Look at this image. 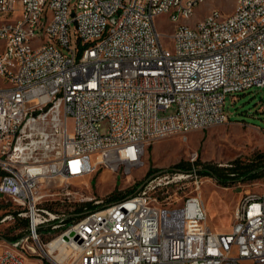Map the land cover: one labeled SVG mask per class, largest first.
Wrapping results in <instances>:
<instances>
[{"label": "built area", "instance_id": "built-area-1", "mask_svg": "<svg viewBox=\"0 0 264 264\" xmlns=\"http://www.w3.org/2000/svg\"><path fill=\"white\" fill-rule=\"evenodd\" d=\"M190 1L178 13H194ZM71 2L0 0V20L14 19L0 29V194L27 219L0 264H35L24 250L41 264H264V191L243 193L230 230L216 231L195 170L155 175L71 222L57 207L77 194L98 205L67 186L87 189L99 170L127 178L156 140L228 122L226 95L264 86V0L170 32L155 24L168 0ZM30 39L41 51H23Z\"/></svg>", "mask_w": 264, "mask_h": 264}, {"label": "rangeland", "instance_id": "rangeland-1", "mask_svg": "<svg viewBox=\"0 0 264 264\" xmlns=\"http://www.w3.org/2000/svg\"><path fill=\"white\" fill-rule=\"evenodd\" d=\"M236 0H205L200 3L188 23L193 24L202 19L213 8L223 13H230L235 7ZM72 0L69 10L74 6ZM173 23L165 14L155 17V24L160 31L170 32ZM72 46L76 44L74 23L71 27ZM40 40L37 39L36 43ZM224 107L229 121L209 126L204 129L190 130L185 134L175 133L162 137L151 143L143 157L144 163L132 170L127 178H121L120 174H112L108 170H99L95 175L86 179L89 188L85 189V183L69 184L71 191L83 188V196L92 195L99 199V206H105L122 197L135 194L141 185L155 175L166 173L169 168L178 163H187L199 160L200 164H209L221 172L231 171L233 166H245L255 162L257 166L264 156V86H253L244 91L227 94ZM171 110L165 114L170 113ZM104 123H102V128ZM258 162V163H257ZM232 165V167H230ZM186 167V166H183ZM149 170H155L148 175ZM201 196L208 213V223L211 229L228 232L231 224L232 210L246 191H264V169L260 175L253 179H240L220 183L210 175H201ZM102 177H106L105 180ZM101 179L103 181H101ZM65 186V185H64ZM59 188V187H57ZM134 191V192H132ZM79 194L70 196L57 207L64 212H70L77 204ZM87 201V200H86ZM84 201V202H86ZM95 204L93 201H89ZM0 248L8 242L2 236L10 237L23 231L22 217L18 213L21 207L15 202L0 194ZM14 212H17L14 215ZM29 244L31 242L29 241ZM17 250V245H9ZM25 255L35 264H41L38 256L31 255L24 250Z\"/></svg>", "mask_w": 264, "mask_h": 264}, {"label": "trees", "instance_id": "trees-1", "mask_svg": "<svg viewBox=\"0 0 264 264\" xmlns=\"http://www.w3.org/2000/svg\"><path fill=\"white\" fill-rule=\"evenodd\" d=\"M261 157L259 160L260 163L256 165L255 162H251L250 164H247L245 166H233L232 165L229 168L231 171L227 172H221L219 171L216 167L209 165V164H200L201 162L199 160H196V162H187V163H178L176 166H173L169 168L168 170H183V171H191L195 170L198 174L200 175H210L214 177L218 182L220 183H227L229 181H234V180H240V179H253L257 178L260 175V170L264 169V156H259ZM258 163V162H257ZM186 166V167H183ZM155 170H149L147 173L148 175L154 172ZM134 192V191H132ZM99 205H95L91 202H81L77 203L74 205V209L70 212H67L68 217H66L67 222H71L73 219L78 218L82 216L84 213L95 210L99 208ZM1 208V206H0ZM14 215H16L17 212H14ZM22 224H23V231L19 232L15 235H12L10 237L2 236V238L6 239L7 241L11 242L22 235L25 234L26 232V227H27V219L23 218L22 219Z\"/></svg>", "mask_w": 264, "mask_h": 264}, {"label": "bare ground", "instance_id": "bare-ground-1", "mask_svg": "<svg viewBox=\"0 0 264 264\" xmlns=\"http://www.w3.org/2000/svg\"><path fill=\"white\" fill-rule=\"evenodd\" d=\"M205 0H192L190 1V10L196 9V7ZM179 6H184V0H168V9L165 12V15L173 23H182L184 27H193L198 21L193 24L188 23V20L192 17L194 13L192 12H182L178 13ZM212 10L208 13L211 14ZM48 17H55V9H48ZM214 20H221V13H214ZM14 26V19H7V21L0 20V29L10 28ZM37 39H30V41L22 42L23 51H41L42 48V39H39L40 42L36 43ZM10 43L9 35L0 36V49L7 47ZM103 180L106 177H102ZM101 179V181H103ZM55 242H52L54 244ZM9 252H17V250L9 246Z\"/></svg>", "mask_w": 264, "mask_h": 264}, {"label": "crops", "instance_id": "crops-1", "mask_svg": "<svg viewBox=\"0 0 264 264\" xmlns=\"http://www.w3.org/2000/svg\"><path fill=\"white\" fill-rule=\"evenodd\" d=\"M193 23H195V22H193Z\"/></svg>", "mask_w": 264, "mask_h": 264}]
</instances>
